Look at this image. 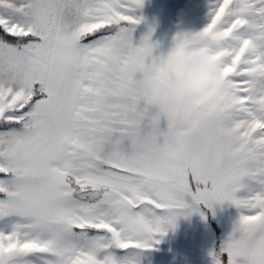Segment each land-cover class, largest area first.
Segmentation results:
<instances>
[{
  "label": "snow or ice",
  "instance_id": "obj_1",
  "mask_svg": "<svg viewBox=\"0 0 264 264\" xmlns=\"http://www.w3.org/2000/svg\"><path fill=\"white\" fill-rule=\"evenodd\" d=\"M144 3L0 0V264H139L193 205L225 202L213 264H264V0H210L166 56L151 28L133 43ZM216 41L220 102L177 129L166 63Z\"/></svg>",
  "mask_w": 264,
  "mask_h": 264
},
{
  "label": "rangeland",
  "instance_id": "obj_2",
  "mask_svg": "<svg viewBox=\"0 0 264 264\" xmlns=\"http://www.w3.org/2000/svg\"><path fill=\"white\" fill-rule=\"evenodd\" d=\"M209 4L210 0H145L136 13L143 21L133 32V43L139 44L151 28L150 42L156 45L153 56H166L174 47L178 33L203 29ZM187 202L191 204V199L187 198ZM193 207L199 211L179 217L174 230H169L161 243L141 254L139 264H213L210 253L219 251L220 247H214L209 208L202 204Z\"/></svg>",
  "mask_w": 264,
  "mask_h": 264
},
{
  "label": "clouds",
  "instance_id": "obj_3",
  "mask_svg": "<svg viewBox=\"0 0 264 264\" xmlns=\"http://www.w3.org/2000/svg\"><path fill=\"white\" fill-rule=\"evenodd\" d=\"M221 52L218 41L193 43L170 64L166 63L168 83L161 100L172 111L175 128L186 129L207 118L219 104L223 95Z\"/></svg>",
  "mask_w": 264,
  "mask_h": 264
},
{
  "label": "crops",
  "instance_id": "obj_4",
  "mask_svg": "<svg viewBox=\"0 0 264 264\" xmlns=\"http://www.w3.org/2000/svg\"><path fill=\"white\" fill-rule=\"evenodd\" d=\"M160 126L162 129L166 128V120H164L163 118L161 119ZM208 210L210 211V221L214 226V247L219 248L221 247L224 239L231 231L232 223L237 216V209L230 203L225 202L223 204L214 205L211 209Z\"/></svg>",
  "mask_w": 264,
  "mask_h": 264
},
{
  "label": "trees",
  "instance_id": "obj_5",
  "mask_svg": "<svg viewBox=\"0 0 264 264\" xmlns=\"http://www.w3.org/2000/svg\"><path fill=\"white\" fill-rule=\"evenodd\" d=\"M210 224L212 225V227H214V226H213V223H212L211 221H210Z\"/></svg>",
  "mask_w": 264,
  "mask_h": 264
}]
</instances>
